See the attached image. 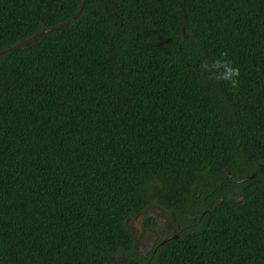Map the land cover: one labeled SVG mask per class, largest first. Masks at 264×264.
Segmentation results:
<instances>
[{
    "label": "trees",
    "instance_id": "1",
    "mask_svg": "<svg viewBox=\"0 0 264 264\" xmlns=\"http://www.w3.org/2000/svg\"><path fill=\"white\" fill-rule=\"evenodd\" d=\"M151 203L156 264H264V0H0V264H120Z\"/></svg>",
    "mask_w": 264,
    "mask_h": 264
},
{
    "label": "flooded vegetation",
    "instance_id": "2",
    "mask_svg": "<svg viewBox=\"0 0 264 264\" xmlns=\"http://www.w3.org/2000/svg\"><path fill=\"white\" fill-rule=\"evenodd\" d=\"M209 210L210 208L206 207L198 214H188L198 224L204 222L203 216ZM126 224L133 233L134 242L133 248L128 251L120 250L118 254L120 264H156L158 249L170 240L186 237L193 227L190 223L179 225L174 216L171 218L155 203L132 214ZM141 241H146L147 246L144 247Z\"/></svg>",
    "mask_w": 264,
    "mask_h": 264
},
{
    "label": "clouds",
    "instance_id": "3",
    "mask_svg": "<svg viewBox=\"0 0 264 264\" xmlns=\"http://www.w3.org/2000/svg\"><path fill=\"white\" fill-rule=\"evenodd\" d=\"M201 67L207 70L209 65L202 61ZM211 68L223 69L219 73V78L226 80L230 83L231 87L236 88L239 85L240 69L233 65V62L225 59L224 54H221V58L212 62Z\"/></svg>",
    "mask_w": 264,
    "mask_h": 264
},
{
    "label": "water",
    "instance_id": "4",
    "mask_svg": "<svg viewBox=\"0 0 264 264\" xmlns=\"http://www.w3.org/2000/svg\"><path fill=\"white\" fill-rule=\"evenodd\" d=\"M74 19H75V16L73 18H71V19H69V20H67V21L59 24V25H56V26H53V27H50V28L41 29L34 36H32V37H30L28 39H25V40H23V41H21V42H19L17 44H14L13 46H11L8 49H6L5 51H8L10 48L15 47V46H18V45H27L29 43H32V42L38 40L39 37L42 36L44 33L49 32V31H52V30H55V29H59V28L63 27L64 25L69 24Z\"/></svg>",
    "mask_w": 264,
    "mask_h": 264
},
{
    "label": "rangeland",
    "instance_id": "5",
    "mask_svg": "<svg viewBox=\"0 0 264 264\" xmlns=\"http://www.w3.org/2000/svg\"><path fill=\"white\" fill-rule=\"evenodd\" d=\"M141 243H144V247H146V246H147V243H146V241H141Z\"/></svg>",
    "mask_w": 264,
    "mask_h": 264
}]
</instances>
